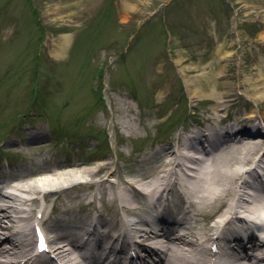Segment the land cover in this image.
Returning <instances> with one entry per match:
<instances>
[{
	"label": "rangeland",
	"instance_id": "374dc122",
	"mask_svg": "<svg viewBox=\"0 0 264 264\" xmlns=\"http://www.w3.org/2000/svg\"><path fill=\"white\" fill-rule=\"evenodd\" d=\"M263 34L264 0H0V191L36 179L27 176L34 170L100 167L32 204V216L45 206L50 239L64 230L55 218L85 219L72 228L78 243L91 217H112L105 177L124 187L121 180L155 175L164 162L156 151L192 130L210 133L213 117L222 119L215 129L257 124L264 133V100L257 106L252 96L264 84ZM187 77L201 89L196 96ZM213 88L233 95L228 111L215 109ZM129 190L139 220L149 197ZM203 213L193 227L210 232L217 216ZM113 218L101 228L104 243L119 212Z\"/></svg>",
	"mask_w": 264,
	"mask_h": 264
},
{
	"label": "bare ground",
	"instance_id": "6f19581e",
	"mask_svg": "<svg viewBox=\"0 0 264 264\" xmlns=\"http://www.w3.org/2000/svg\"><path fill=\"white\" fill-rule=\"evenodd\" d=\"M186 81L189 91L196 96L201 91L200 87L189 77ZM254 89L257 92L252 96L258 106L264 100V84L256 85ZM210 94L217 100L215 105L217 111H228L229 103L233 99L229 89L219 92L217 88H213ZM254 114L255 112L251 111L249 118H253ZM259 114L264 119V110ZM215 122H222V119L213 117L210 133L192 130L186 141H179L177 146L171 145V147L158 149L156 154H161L164 162L163 167L155 175L150 177L149 172H143L138 179L121 180L124 187L119 184L115 187V182L110 180V176L101 180L102 182L110 180V184L113 185L109 191L104 190L105 200L113 207L112 217L91 218L89 225L101 228L105 226L111 229L115 224L113 217L118 212L120 215L123 212L127 216L137 214L136 210L140 206L135 195L130 192V188H136L152 198H155L156 193L167 190L172 198L171 200L166 198L161 202L169 205L168 201H174L179 206V209H175L176 215L172 223H164L157 230L148 231L142 226L134 229L137 239L133 243L138 247V253L136 258L131 260V264L134 262L137 264H264V226L259 227L260 221L264 223V213L254 214L252 205L246 201V190L242 188L249 182L250 177L258 178L261 172L264 174V133L257 124L244 127L230 125L215 129L213 124ZM257 132L258 136L255 134ZM67 167L56 165L49 170L31 171L27 173V176L30 178L37 176L36 179L17 183L13 180L11 189L6 192L0 191V264H22L20 260L27 257L28 247L26 246L30 245V238L22 243L9 234L7 227L10 224L11 212L28 215L32 211V204L39 192L50 193L65 189L72 183L87 181L90 174L100 170V167L78 169V166L73 165L72 169L63 170ZM51 171L54 174H45ZM24 174L25 172L20 170L17 175ZM103 188L105 189L104 186ZM173 197L177 199L173 200ZM179 200L185 208L180 207ZM44 207L42 217L48 214ZM221 208L222 213L213 223H210L214 231L209 232L206 226L197 229L193 227L196 223L191 221L192 215L204 216L203 221H206L207 217L203 213L205 210H209L211 217ZM120 218L123 219V217ZM57 222H61L60 225H63L64 230L49 240L50 252L54 258L47 256L45 259H36L33 263L56 264L53 261L56 259L63 264H93L89 261L88 253L79 251L82 243L76 242L72 231V228L82 227L85 219L68 220L60 217L55 218L54 225H57ZM126 222H129V219ZM232 222L235 223L229 227V230L235 237H241L238 225H245L243 228L246 234L240 239L246 241L245 244H240L242 253H233L221 259L222 262L213 263L214 254L207 251L206 244L213 243L221 234L219 232L223 231V227ZM139 223L147 225L150 221L142 217ZM129 224L132 225V223ZM224 230H226L225 227ZM107 232L109 230L102 233V239L108 236ZM257 232H261L262 236L258 237ZM102 239L98 241L99 246L104 244ZM105 244L104 248H108L109 240ZM251 251L257 253L254 254ZM24 263L28 264V258Z\"/></svg>",
	"mask_w": 264,
	"mask_h": 264
}]
</instances>
